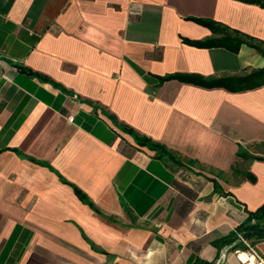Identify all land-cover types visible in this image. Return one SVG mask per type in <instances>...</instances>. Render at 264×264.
Wrapping results in <instances>:
<instances>
[{
    "label": "crops",
    "instance_id": "crops-1",
    "mask_svg": "<svg viewBox=\"0 0 264 264\" xmlns=\"http://www.w3.org/2000/svg\"><path fill=\"white\" fill-rule=\"evenodd\" d=\"M190 17L244 41L190 43L223 33ZM255 45L264 6L243 0H0V264H243L264 83L163 77L243 74Z\"/></svg>",
    "mask_w": 264,
    "mask_h": 264
},
{
    "label": "trees",
    "instance_id": "trees-1",
    "mask_svg": "<svg viewBox=\"0 0 264 264\" xmlns=\"http://www.w3.org/2000/svg\"><path fill=\"white\" fill-rule=\"evenodd\" d=\"M247 2L257 3L261 6H264V0H243ZM195 21L206 25L213 32H223L219 37H209L206 39H185L186 41L197 44V45H213V44H226L230 49L237 51L241 42L244 41L237 33L232 34L230 31H226L225 26L219 25L218 23L202 17H190ZM253 44V43H252ZM257 46L263 53L264 48L259 45ZM177 77L181 80L194 82L197 84H202L205 86H223L230 90H242L247 88H252L264 83V66L259 68H253L248 72L238 75H227V76H218L212 78H205L199 74H188V73H173L168 74L163 77ZM76 192L81 197L84 196L82 191L75 187ZM237 230L250 241L251 244H254L257 240L264 238V202L255 210L247 211L246 217L238 225ZM230 239L237 238L234 233L229 234ZM244 246V243L241 242ZM193 264H210L206 260H197Z\"/></svg>",
    "mask_w": 264,
    "mask_h": 264
},
{
    "label": "built area",
    "instance_id": "built-area-1",
    "mask_svg": "<svg viewBox=\"0 0 264 264\" xmlns=\"http://www.w3.org/2000/svg\"><path fill=\"white\" fill-rule=\"evenodd\" d=\"M71 118V117H69ZM239 239L244 243L243 249H236L237 257L243 262V264H264V256H262L242 234H238Z\"/></svg>",
    "mask_w": 264,
    "mask_h": 264
}]
</instances>
